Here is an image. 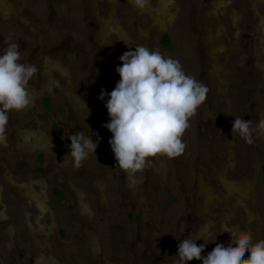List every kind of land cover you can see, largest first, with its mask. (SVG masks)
<instances>
[{
  "label": "flooded vegetation",
  "instance_id": "1",
  "mask_svg": "<svg viewBox=\"0 0 264 264\" xmlns=\"http://www.w3.org/2000/svg\"><path fill=\"white\" fill-rule=\"evenodd\" d=\"M19 2L21 9L20 11L19 10L17 11L16 7L13 6L12 4V0H0V41L3 40L5 42V43L3 42V47L1 48L0 54H2L3 49L7 47L9 33H13L12 40L10 42H16L19 44V49L21 51V54L23 52H27L26 50L27 43L25 41L20 42V38H22L23 35L29 36V38H33L35 40V43H37L36 48H38V39H40V36L38 37V32L41 31L42 33L40 32V34L41 35L44 34V31H42V27H41V21L39 20L37 13L39 12L40 9L41 0H19ZM208 2L209 5L206 9H204L203 16H206V18L207 16L211 17L215 21L213 25L205 26L204 28L205 31L204 34H202V36L198 33L199 46L196 45L195 49L197 50L198 48L197 51H199L200 53V56H198L199 57L198 61L200 64V65L198 64L199 66L198 77L202 83H203L202 78L206 80L208 94H210L209 99L212 100L213 99L212 96H217L221 89V82H223L222 79L223 62L227 61L230 52L237 47L238 36L240 33L239 21L242 18V15L234 8L230 11L229 20L232 29H234L232 31V36L226 38L225 39L226 41L224 42L222 41L218 42L216 39V35L220 30H224V24L216 15L218 11H220L221 14H223L222 10L224 8V5L226 4V0H208ZM248 2L250 7L249 10L252 12V15L255 18V22L253 24L255 33L250 39L252 70L254 73L261 75L262 77L264 76V9L262 13H259L258 5H262V7L264 8V0H248ZM104 3H106L104 4L106 8L104 12L102 11V15H101L97 12L99 5L98 0L80 1V5L83 8V21L84 20L85 22L86 20L90 21L88 27H89V34H91L90 36H92V40H94L93 43L94 44L97 43L96 45H99L98 40L104 38L108 40V38H110L111 35L114 36L112 43L107 42L108 44H105L106 45L105 47H107L106 50H108V52H105L104 54L101 55L98 54L97 55L98 57L96 56L97 58L93 60L95 61L94 64L98 65V63L99 64L103 63L105 66H108V68H110V70L108 71H110L112 75L115 77L117 75L115 69L118 66H120L119 54H118L119 51H121L122 49H126V52L134 51L136 45H143L148 48L151 30L155 31L156 33L161 32L162 39L167 40L169 35L165 33L166 28L172 29V26L168 27V25H170V19H171V10L169 8L170 6L174 5V1L156 0V4L154 5V1L150 2V0H147L146 6L143 9L134 7L131 0H104ZM47 5L49 6H46V8L48 7L49 8L48 11H46L44 18L46 25L51 26L50 24L57 21L58 17L61 16L63 10H65V7L60 2L55 0H50L49 3L47 2ZM124 5L128 7V10L130 12L128 17L133 16L132 18L133 20H131V23L129 24L127 22L130 25V28L132 27L134 29L133 34H129L130 33V31L128 30L129 28L127 30H124L123 24L121 22V21L126 22L125 19H122ZM35 8H36V13H34L33 11ZM87 11L90 13H87ZM20 14L29 15L30 17L36 19L35 27L38 28L37 32L34 31L32 32V30L30 28H27L25 24L18 21V17H19L18 15ZM116 14H117V18H116ZM144 15L147 17V22L145 23V26H142L140 24L141 23L140 17ZM113 17H115L116 21L113 20ZM119 19L122 20L118 21ZM94 23L96 26L93 28L92 26ZM18 31H23L22 32L23 34H21ZM125 43H129L131 45L124 46ZM44 45L46 46V44ZM244 48H246V46H244ZM36 51L33 53L35 59L34 58L32 59L31 56L28 57V63L31 62L30 64H33L34 61L38 63L41 62L39 65H37L38 72L36 74V78L39 76V81L36 85L37 87L33 88L32 90L30 89L29 86L31 96L36 95V93L39 92L38 88L41 90V92L43 91V93L44 91H48L50 89V83H51L50 81L52 76L51 69L54 70L57 69V66L54 65L55 62L51 61L49 58L46 59L38 58V56L36 55ZM242 52L244 51H241V53ZM206 60L208 64L204 65V62ZM21 62H23V60ZM238 66L241 65L237 64V67ZM200 67L202 68L201 70ZM187 70L189 71L188 68ZM66 72H68L67 69L64 70L65 74ZM245 75H246L245 79L249 81L250 79H252V78L249 79L250 74L246 73ZM213 83L215 84L216 89L212 87ZM88 87H89L87 89L88 97L91 98L94 103V108H95L94 114H96V116H88V115L83 116L79 112L80 110H78L79 118H75L71 114L70 110H68L70 109L68 106L65 107L66 109L64 110L65 112H62L61 111L62 109L55 104V101H57L56 94L47 97H42V106L44 107V109H47L53 115H55V113L58 111L57 117L61 114V116L58 118H56L55 116L52 117L51 132L53 135H56L57 137L56 141H54L56 143L52 142L51 140L49 141L48 139L49 134L47 135L46 126L44 127L45 130L38 132V134H36L37 127L35 129H28V127L26 128L25 126L24 128L26 129H23L21 127V122L24 121L23 120L24 111L9 113L7 140L5 143H0V153H3L5 158V159L3 158V160L2 159L0 160V179L1 180L3 179L4 181L3 183H5V187L6 189H8L9 194L15 197L19 205L21 201L26 203H31L34 205V208L37 210L34 227H30V225L27 224L26 221H23V225L26 227L27 233L29 232L27 236L31 238V245H30L31 250L34 247H37L36 250L40 252L42 250H45L43 253L38 252L40 257L37 256L35 263L51 264L53 261L56 264H126L124 263V258L122 256H119V259L118 257L115 258L114 256V254L118 256L123 251L125 252L124 254L125 258L127 256L128 259L129 253L132 252L134 258L142 260L143 264H167L161 262V260L157 256L162 251L161 249L162 247H164V243L161 241L160 243L156 242L155 244V242L151 241V239L150 241L148 239L142 240L143 233L139 232L140 227L138 220H136V222H138L136 229L138 232L131 233V236L134 234L133 240L132 238H130L129 235L127 236V234L129 233H105L108 235L107 238L108 241L106 245L102 244L103 242L102 233L97 234L96 232H93L92 230L93 228L90 227L89 225L94 220L93 209L92 206L90 205L91 202L96 206L97 210L99 211V215L101 214L100 216H102V214L104 213L109 214L111 211L114 210L118 212L124 210L126 208L124 196L130 197L132 203L138 206H140V201H142V198L139 200H135L133 199V195H135V192L134 194H132L130 191H128V193L125 192L126 175L122 171H120L119 173L120 174V180L118 186L119 194L115 201V197L111 198L110 195L106 194V190H107V181L105 177L106 170L102 173L101 176L96 175L91 172V169L88 165H85L83 163L82 171L75 172L67 169L71 163L70 159L68 162L63 163L64 158L66 157V155L70 150V146H68L70 144V141L68 139L66 140L63 139L62 134L66 133L65 131L68 130V128L70 127V121L75 122V125L79 126L81 129H84L81 126L82 123H87V124L94 123L92 125L94 126V129L92 127L88 130L90 131L96 130L97 135H95L94 137H92L90 134L89 135L90 138L93 140V142L98 141V146L96 148L95 153L89 156L85 160L86 164H88L89 161H92L94 156L100 158L102 162H104L106 158L108 159L109 157H114L111 151V147L108 143V141L111 139V133L105 127H103V125H105L109 121L107 110L105 108V104L108 99L107 94L111 92L109 88V84L99 85L97 87V90H95L94 87H90V85ZM102 89L105 91L104 100L99 99ZM238 90L239 87L237 88L236 92H238ZM68 91L69 92L66 95L67 98H65L66 104H69L66 99L71 100L72 97L74 98L75 96V91L71 84L68 88ZM249 94H250V98L252 99V107L250 108L249 112L251 114V118L254 120V122L252 121L253 122L252 127L254 129L252 133V138L258 140L263 139L264 141V134H261L258 130H256V122L260 119V117L264 113V95H263L264 93L252 92ZM77 100H78V104H77L78 108H80V106L83 104H81L78 97ZM210 104L212 105V102H210ZM202 107L203 105L201 106V108ZM231 107H232V103L230 102L229 97H224L221 99V101L218 102V109H220V111L221 110L224 111V113L226 114L230 112ZM232 112L234 113L233 110L231 111V114H233ZM100 113H103L105 115V118L100 119L98 117ZM236 114L242 118L239 111H237ZM12 117H14L13 120L11 119ZM40 121L43 122L42 119H40ZM45 121L47 120L45 119ZM98 124H101L100 129L96 127V125ZM212 127L213 126H211L210 128L206 127L207 129H210L209 131L211 133V139H212L211 140L212 144L208 145L210 146L208 147L209 150L205 149L202 142H200V137H199V145H198L199 155L197 156V159L201 161L202 165L208 168L211 176L215 174L217 175L218 179H221L225 175L226 164L227 165L232 164L231 161L232 155L230 154V149H229L230 146H228V144L230 143L229 140L231 139L230 135L232 137V125L231 124L224 125L219 135H217L218 127H215L216 129H213ZM68 131L70 133V130ZM201 135L204 136L203 134ZM20 142L21 144L19 145L21 146H19L20 148L17 149L16 147ZM183 142L185 144V150L182 154V157H178L176 162L177 169L179 171L178 175L182 184V189L184 190L191 189L193 191V195L195 194V197L201 196L200 199L195 200V203L191 205L190 208L193 214V219L196 229L194 232L190 230L186 236V238L192 237L195 239L196 236H202L205 235V233H207L206 223L208 216L207 215L208 205L212 202V199L214 198V194H212V190L210 189L209 185L205 184L202 181L201 171L198 169L199 175L201 176H196L193 170H191L186 163L187 156L188 154H190V145L186 133L183 136ZM222 149L226 150L227 157L223 161L222 160L218 161L221 167H219L218 165L215 166L216 164L214 161V158L216 156L215 153L220 152ZM48 151L51 154H49ZM15 156H18L21 159L19 160L17 159L18 161H16L14 160ZM49 156L53 158L51 163L47 164L45 167L39 168L38 163L42 162L45 157H49ZM26 157L32 159L31 163H33L34 166L32 169L31 168L28 169V167L26 166V164H28L27 162H22L26 160ZM256 162H257V158L253 157L250 164H252V166L255 167ZM261 169L264 170V165L262 166ZM211 170L213 171L211 172ZM51 171L54 172L55 174L52 183L53 184L52 191L49 194L48 186H47L48 184L46 183L47 180L46 174L50 173ZM60 172H62L65 175H62V173ZM143 173L145 179V181L143 180L145 182L144 197L145 198L152 197L151 194L148 193V185L150 180L151 181L155 180L156 178L154 177L157 176L158 182H164V180L167 177L168 171L165 163V158L163 157L149 158L148 166L145 168ZM141 176H142L141 173L137 174L136 185H138ZM97 178H100L102 182H100ZM216 179L217 178H214V180ZM61 180L62 182H60ZM88 180L89 183H87ZM58 182L59 184H57ZM97 183L99 184L97 185ZM223 183L225 184L223 185V187L225 188L223 195L231 200V207L229 208V212H232L234 208L238 206L244 209V213L246 214L247 219L252 216H255V213L251 212L250 209L248 208L250 201H253V186H254L253 180L248 179L247 176H244L236 184H228L225 182ZM75 184H77L79 188L74 189V187L76 186ZM80 186H84L83 189ZM120 186H121V192H120ZM2 189L4 188H2V183H1L0 185L1 192ZM64 189H66L65 192H67L68 189V194H70V190H71L72 195L70 194L71 195L70 197H73L72 200L73 204H71L70 207L67 206L68 212L66 215L69 218V221L74 220V215L72 212L76 210L79 219L78 220L79 224H81L82 226L87 225L90 228L84 230L85 232L81 233L80 237H76L75 234L72 233L67 235L68 232L59 230L58 233H60V235H62V233H65V236L63 235V237L68 236L73 241H71L70 244H68L67 242L59 244L58 248H56L57 251L54 253L53 249L55 248L50 245L49 243L50 239H48L50 233H53V231L55 230L54 226H56L54 220V217H56V215L52 208L51 202H52V198L55 199L56 197L60 199V204H61L65 195ZM97 190H99L101 194V198L104 203V206L102 207L99 204ZM105 194L108 196H106ZM77 197L82 198L84 204H82L81 201L77 199ZM111 200H114V206L112 207L110 205ZM79 204L84 206L85 211L82 209V211L84 212L80 211L81 208L79 207ZM149 208H150L149 206H146L145 213L146 210L151 211L153 214L157 213L156 206H153L150 209ZM103 209L104 211H100ZM143 212L144 210H142V214ZM194 212L204 213L206 217V222H202L199 219L195 218ZM23 213H24V217L26 218L27 217L26 212ZM85 214H87L88 216H85ZM100 216L98 217L97 224L104 223V225H106L105 223L108 222L107 219L109 220V222L110 221L112 222V220L114 221V219L108 218L110 217V215H107L106 219L103 220ZM111 222L108 223L109 224L108 226H111L112 224ZM103 229L105 230L109 228H107L106 225V228H104L103 226ZM130 230L132 231V227L130 228ZM149 232L151 236L154 235V233H152L153 230H150ZM250 233L252 235L254 233L253 230ZM147 234L148 233H146V235ZM149 234L147 235V237H150ZM110 236L112 240L109 238ZM161 240H163L162 237ZM195 242L198 245L204 244L203 239H196ZM231 242H232L231 233L223 232V231L219 233L217 243H222L225 246H228ZM101 248L103 249L104 252L106 250H109L108 253L110 254L108 256L109 257L111 256L112 258L111 261H109L105 257V254H103ZM135 248L142 249V251L139 252L135 251ZM156 250H159L160 252L155 253ZM57 255H61L60 259H58ZM99 257L102 259V263L98 261ZM59 260L62 261L59 262ZM170 264H172V262Z\"/></svg>",
  "mask_w": 264,
  "mask_h": 264
},
{
  "label": "rangeland",
  "instance_id": "2",
  "mask_svg": "<svg viewBox=\"0 0 264 264\" xmlns=\"http://www.w3.org/2000/svg\"><path fill=\"white\" fill-rule=\"evenodd\" d=\"M60 2L64 7L65 10H63V13L61 16L58 17V20L51 23V26L46 25L45 23V14L46 11H48V8H46L47 2L49 3L50 0H41L40 3V9L38 13V18L41 21V27L42 31H44V34H40L38 32V37L40 36V39H38V48H36L35 40L33 38H29V36L23 35L22 38H20L21 41H25L27 43V52H23L21 54V61L22 63H28V57L31 56L32 59H35V56L33 53L36 51V55L40 59H46L49 58L51 61L55 62L54 65L57 66V69H51V83H50V89L48 91H43L38 88L39 92L36 93V95H32V101L29 107L24 110V117L21 122V127L23 129H35L36 127V134L38 132H41L45 130V126L47 127V135L49 134V141L52 142L56 141L57 137L56 135H53L51 132V123H52V117L55 116L56 118L60 117L61 114L57 117L58 111L55 113V115L51 114L50 111L47 109H44L42 106V97H47L53 94H56V100L55 104L60 107L62 112H65L64 110L66 106H68L70 109L71 114L75 118H79V112L83 116H96L94 114L95 108L94 103L91 98L88 97L87 89L90 87H94L95 90H97V87L99 85H105L109 84L110 91L114 90V87L116 83H118L120 77L117 74L115 77L112 75V73L108 70V66H105L103 63L94 64L95 61L93 59H96L98 54H104L105 52H108L107 47H105V44H108L107 42L112 43L114 36L111 35L108 40L100 39L98 40L99 45L94 44V40H92L91 34H89V27L90 24L89 20L83 21V8L80 5L81 0H55ZM154 1V5L156 4V0H150V2ZM174 5L170 6L171 10V19H170V25L172 26V29H167L165 33L169 35L167 40L162 39V33L155 31H150V39H149V49L150 50H159L161 54H163L165 57H171L173 59L179 60L181 65L183 66L184 71L194 76L198 81L201 82L199 79V61L198 56H200V53L197 48L195 49L196 45L199 46V35L202 36L205 31V26H211L214 23V19L211 17L206 18V16H203L204 9H206L209 5L208 0H173ZM13 6L16 7V10L20 11L21 6L19 5V0H12ZM98 9L97 12L102 15V11H105V5L104 0H98ZM152 4V3H151ZM236 9L241 15L242 18L239 21V28L240 33L238 36L237 41V47L234 48L227 59L226 62H223V72H222V79L223 82H221V89L217 96H212L213 99L210 100V94L207 93V99L205 103L203 104V107L198 110L199 114L195 117H193L190 121L191 126L186 130V136L188 137V142L190 145L191 152L187 156V165L188 167L193 170V172L196 174V176L199 175L198 169L202 173V181L211 186L212 190L214 192V200L212 204L208 205V216L207 220L210 223V229L209 233L207 235V241L209 243L205 244L204 241V252L201 253V256H206L208 253H210L213 248L217 244L219 231L221 228V224L224 223V225L228 227H232L234 225H239V229L247 228L248 230H253V243L257 242L258 240L264 239V170H262V166L264 165V141L263 139H253L252 143H247L243 138H241L237 133H232V137L230 135V144H228L230 149V154L232 155V164L227 165L226 164V171L223 178L218 179L217 175H210V172L208 168L204 165H202L201 161L197 159V156L199 155V137L200 142L204 145L206 150H209L208 145H211V133L210 128L213 126V129H216L215 127H218L217 129V135L220 134V131L224 125L231 124L234 120L235 116L237 115V111H239L240 115L245 120H251L254 122V120L251 118V114L249 112L250 108L252 107V99L250 98V94L252 92H262L264 93V76L261 77V75H258L253 72L252 70V62H251V45H250V39L254 35V28L253 24L255 22V18L252 15V12L249 10V2L248 0H226V4L224 5V8L222 10V13L220 11L217 12V17L222 21L224 24V30H220L218 34L216 35V39L218 42L226 41L225 39L232 36V27L229 20V13L232 9ZM262 5H258V12H263ZM34 13H36V8L33 10ZM41 11V12H40ZM87 13H90L87 11ZM129 10L128 7L124 5L123 7V13H122V19H125V21H121L120 19L118 21H121L123 24L124 30L130 31L129 34L134 33V29L130 28L131 20H133L132 17L129 16ZM18 21L25 24L27 28H30L32 32H37L38 28L35 27V18L30 17L29 15L20 14L18 15ZM95 17V16H94ZM194 17V18H193ZM90 18V17H89ZM117 18V14H116ZM113 20L116 21L115 17H113ZM141 25L145 26V23L147 22V17L141 16L140 17ZM129 24H128V23ZM30 23V25H29ZM189 24V25H188ZM57 26V27H56ZM95 23L93 24V28L95 27ZM174 26V27H173ZM26 30V29H23ZM21 34H23V31H18ZM116 32V31H115ZM42 33V32H41ZM33 35V34H32ZM26 36V37H25ZM144 37V36H143ZM247 39V40H246ZM245 40V41H244ZM3 40L0 41V53L1 48L3 47ZM246 42V43H244ZM5 43V42H4ZM46 44V46L44 45ZM131 45L129 43H125L124 46ZM246 46V48H244ZM36 49V50H35ZM124 50V51H122ZM118 52L119 58L120 56L126 52V49H122ZM244 51L241 53V51ZM240 52V53H239ZM198 53V54H197ZM31 54V55H30ZM34 56V57H33ZM97 56V57H96ZM220 57V56H219ZM198 61V63H197ZM31 63V62H30ZM41 62L34 61L33 64L35 66L39 65ZM208 64L207 60L204 62V65ZM237 64L241 65L237 67ZM95 65V66H94ZM200 65V64H199ZM59 67V68H58ZM108 68V69H107ZM189 69V71L187 70ZM38 69V66H37ZM67 69L68 72L66 74L64 73V70ZM202 68L200 67V70ZM247 71V72H246ZM38 72V71H37ZM250 74V81L245 79V74ZM94 74V75H93ZM38 78V79H37ZM36 78V75L30 80L29 86L30 89L33 90V88H36L37 83L39 81V76ZM203 84H206V80L202 78ZM70 84L73 86L75 91L74 98L72 97L71 100H67L69 104L65 103V98L68 91V88ZM242 84V85H241ZM228 85V86H227ZM83 86V87H82ZM39 87V85H38ZM214 89H216L215 84L213 83L212 86ZM239 87L238 92L237 88ZM97 94V92H96ZM236 95V96H235ZM264 95V94H263ZM108 96V94H107ZM78 99L80 100L81 104L86 105L87 109L89 110V114H87V109L81 105L80 108H78ZM229 97L230 102L232 103V107L230 109V112L228 114L224 113V111H220L218 109V102L221 101L222 98ZM235 98V99H234ZM245 100V102H244ZM212 102V105L210 104ZM245 104V105H244ZM239 108V109H238ZM78 110H80L78 112ZM234 111L233 114H231V111ZM99 114V113H98ZM235 114V115H234ZM98 117L105 118V115L103 113H100ZM14 117L11 119L13 120ZM40 119L43 120V122L40 121ZM45 119L47 121H45ZM260 119H264V113L260 117ZM76 120V119H75ZM94 124V123H93ZM93 124H87L82 123L81 126L84 129H81L79 126L75 125V122L70 121V127L68 130H70V133L68 130H66L64 134H62L63 139H68L69 135L72 133L78 132V131H84V134H90L92 137H94L96 134V130H88L94 126ZM97 124V122H96ZM200 124V125H199ZM26 126V128H24ZM98 129L101 128V124L96 125ZM207 127V128H206ZM211 128V129H212ZM212 129V130H213ZM39 130V131H38ZM215 131V130H214ZM10 132V130H9ZM27 132V131H26ZM25 133V132H24ZM191 134V136L189 134ZM203 134L204 136H202ZM87 136V135H86ZM202 138V139H201ZM243 140V142H242ZM56 143V142H54ZM53 143V145H54ZM18 143L17 149L20 148ZM70 146V144L68 145ZM223 148V147H222ZM60 149V148H59ZM49 152V151H48ZM110 152V151H109ZM12 154V153H11ZM49 154H51L49 152ZM216 156L214 158L215 166H220V163L218 161H223L227 157V152L225 149H222L220 152L215 153ZM240 154L242 155L241 157ZM256 157L257 162L255 163V167L252 166L251 161L252 158ZM4 154L0 153V160H3ZM16 158V159H15ZM14 160L18 161V156H15ZM5 159V158H4ZM18 159V160H17ZM52 157H45L42 162L38 163V167L42 168L45 167L47 164L51 163ZM175 158L170 159V167H173ZM32 159L27 158L26 160L22 162H27L26 166L29 168H33V163H31ZM85 165H88L91 169V172L96 175H102V173L106 170V181H107V190L106 194L110 195L111 198L115 197V201L117 199V196L119 194L118 192V186H119V180H120V169L116 166V160L115 157H109L108 159L100 160V158H97L96 156L93 157L92 161H89L88 164L83 162ZM112 163V164H109ZM254 163V162H253ZM10 165V163H9ZM213 166V167H215ZM83 164L81 167L76 168L72 163H70L68 170L72 171H82ZM26 169V168H25ZM172 173H173V168ZM215 170V169H214ZM67 171V170H66ZM198 171V173H197ZM213 170H211L212 172ZM255 171V173H254ZM34 173V172H33ZM62 173V172H60ZM200 173V174H201ZM254 173V174H253ZM54 172H50L46 174V183L48 184V193L52 191L53 187V179H54ZM143 172L141 173V179L138 182V188L141 189L144 186V176ZM62 175H65L62 173ZM245 175H247L248 179L253 180V201H250V210L252 212H255L256 216L255 218L250 219L251 221L246 222L245 221V215L243 210L236 206L232 212H229V208L231 207V200L224 196L225 188L223 185L225 183L233 184L235 182H239ZM123 178V177H122ZM214 178H217L214 180ZM100 182V178H97ZM176 177L173 175V182L174 185L177 184L175 181ZM96 180V179H95ZM144 180V181H143ZM3 179H0V185L2 183V192L0 190V264H36L35 261L37 259V256H39V253H43L45 250H42L41 252L36 250L37 247L32 248L31 250V238L27 233L26 227L23 225V221H26L27 224L30 225V227L35 226V217L37 215V210L34 208V205L31 203H26L21 201L20 205L18 204V201L13 197L11 194H9L8 189L5 187V183H3ZM62 182V180L60 181ZM89 183V180L87 181ZM86 183V184H87ZM153 185L155 186V193H156V199L159 202L158 208L160 211L163 212V204H168L170 201H166L165 197L168 193V188L164 186L162 182H158L157 179L152 180ZM59 184V182L57 183ZM99 183H97L98 185ZM75 188H79L77 184H75ZM67 187V186H66ZM83 187L84 186H80ZM66 189H64V192ZM103 192V191H102ZM136 193V192H135ZM71 194V190H70ZM65 192L63 201L60 204V199L52 198V208L54 210V213L56 217H54L55 230L53 233H50L49 235V243L52 247H54V253L57 251L56 248H58L59 244H62L64 242H67L70 244L71 241H73L70 237L65 236V233H58L59 230H63L65 232H68L67 235L70 233L75 234L76 237H80L81 233L85 232L84 230H87L88 228L92 227L95 229V225L98 227L99 231H104L103 226L107 231L110 229L120 228V229H127V227H130L131 224L136 225L137 229V223L140 222L141 216H140V210L136 206H132L127 200H125L126 208L121 211H111L109 214L104 213L102 216L99 215V211L97 210L96 206L90 203L93 209L94 213V220L91 222L88 227L87 225H81L78 222V215L76 213V210H74L72 213L74 215V220L69 221V218L67 217V206L70 207L71 204H73V197H70L71 195ZM103 194V193H102ZM105 194V195H106ZM134 194V192L132 193ZM106 195V196H108ZM126 195V194H125ZM219 196V198H218ZM182 197L185 198L186 202L184 203L183 212L181 213H175V216H172L173 221L175 223L174 229H184V233L182 234H175L174 235V243L172 242L173 250L171 252L166 253L164 251L162 255V261L164 263L170 264L171 262L174 264V262L178 259L176 256L177 254V247L178 244L181 242V239L186 238L187 233L189 231L188 224L192 223L193 215L191 214V210L188 207L187 200L192 201L194 200V195L191 191H187L185 194L182 195ZM62 199V197H61ZM78 200L81 201L82 204L84 202L82 201V198H78ZM133 199H135L133 195ZM93 200V199H92ZM175 203L179 201L178 199H175ZM113 204V205H112ZM111 207L114 206V200L110 201ZM179 206V205H177ZM89 207V206H88ZM114 209V208H113ZM162 209V210H161ZM100 211H104L100 210ZM26 212V218L24 217V213ZM103 219H106L107 215H110L112 220L111 226H108L110 223L108 222L104 223H98V217L99 216ZM118 217H117V216ZM85 216H88L85 214ZM195 217H197L202 222L206 221V217L203 214H196ZM136 218H138V222H136ZM258 218V219H257ZM128 220V222H127ZM183 220V221H182ZM172 221V222H173ZM189 221V222H187ZM148 219L144 218L142 219V223L144 225H147ZM182 228L180 227L183 225ZM194 224V223H193ZM126 225V226H125ZM105 230V231H106ZM134 231V232H133ZM133 233H137V230H133ZM142 240H155V242L160 243L161 241L167 243L169 247H171V242L168 241V237L166 233H158V234H164V238L162 236H151L147 237L146 231H142ZM103 235V245L107 244L108 241V235L105 233H102ZM130 236V238H134V234L131 236V233L127 234V236ZM126 236V237H127ZM161 237L163 240H161ZM111 240V236L109 237ZM71 239V240H70ZM129 239V238H128ZM215 242H212L214 241ZM144 244V243H143ZM66 245V244H63ZM102 246V245H100ZM34 249V250H33ZM102 249V248H101ZM103 251V249H102ZM109 250L103 251V254H105V257L111 261V256L109 257L108 253ZM135 251H142V249L135 248ZM134 251V252H135ZM39 252V253H38ZM156 253V251H155ZM124 255V254H123ZM58 259H60L61 255H57ZM115 258L119 256H116L114 254ZM248 254H245V259H247ZM72 257V254H71ZM124 258V263L126 264H143V261L140 259L134 258L132 252L129 253L127 261L125 260V255L122 256ZM114 258V257H113ZM134 258V260H133ZM87 260V259H86ZM62 260H59L61 262ZM99 262L102 263V259L99 257ZM48 264V263H46ZM51 264H56L52 261ZM189 264H202V261H196L193 260L189 262Z\"/></svg>",
  "mask_w": 264,
  "mask_h": 264
},
{
  "label": "clouds",
  "instance_id": "3",
  "mask_svg": "<svg viewBox=\"0 0 264 264\" xmlns=\"http://www.w3.org/2000/svg\"><path fill=\"white\" fill-rule=\"evenodd\" d=\"M131 2L134 7L143 9L147 0ZM12 36L13 33L8 34L7 47L0 54V143L7 140L9 113L24 111L31 104L29 82L38 71L34 64L21 62L19 44L10 42ZM119 61L120 66L115 71L120 79L108 93L105 108L109 121L103 127L111 133L108 143L116 166L126 174L132 186L137 183V174L148 166L149 158L172 159L183 154V136L191 126V119L205 103L208 88L187 74L179 60L143 45L123 53ZM104 96L102 89L99 99L104 100ZM83 106L87 109L84 102ZM252 125L251 120L236 116L232 121V133L252 143ZM256 130L264 134V119L256 122ZM68 140L70 150L63 163L70 159L76 168L81 167L98 146V141L93 142L84 131L72 133ZM221 231L231 233L232 242L228 246L217 243L203 257L205 245H198L195 240L209 243L207 233L195 239H181L174 264H189L193 260L202 261V264H264V239L253 243L248 231H234L223 226ZM246 253L247 259L244 258Z\"/></svg>",
  "mask_w": 264,
  "mask_h": 264
},
{
  "label": "crops",
  "instance_id": "4",
  "mask_svg": "<svg viewBox=\"0 0 264 264\" xmlns=\"http://www.w3.org/2000/svg\"><path fill=\"white\" fill-rule=\"evenodd\" d=\"M189 134V133H188ZM190 136H191V134H189ZM188 138V137H187ZM190 152H191V149H190ZM242 155L240 154V156L239 157H241ZM179 157H182V155H180ZM177 158L178 157H176L175 158V160H174V165H173V167H170V159H168V158H165V163H166V166H167V171H168V173H167V177H166V179L164 180V182H162L163 184H164V186H165V188L167 187L168 188V193L166 194V197H165V200L166 201H170V203H168V204H163L164 205V207H163V212L162 211H160V209L158 208V204H159V202L157 201V199L155 198L156 197V193H155V186L153 185V183H152V181L150 180V182H149V185H148V193L149 194H151V196L152 197H148V198H145L144 197V186H143V188L141 189V191H140V189L138 188V185H136V193H135V195H134V197H135V200H139V199H141L142 198V201H140V206H138V205H136V204H133L132 203V200L130 199V197H128V196H124L125 197V200H128V202L129 203H131L132 205H134V206H136V207H138L139 208V210H140V218H141V220H140V222H139V227H140V229H139V232L141 233L143 230L144 231H146L147 233H150L149 231L150 230H153V232L152 233H154V235H153V238L155 237V236H164V234L162 235H159L158 233H166V235H167V237H168V241L169 242H171V247H169V245L167 244V243H165L164 241H163V243H164V247H162V251L160 252L159 250H156V253H159L160 252V254H158L157 256H158V258L161 260V262H163L162 260V255H163V253H164V251H166V253H169V252H171V250H173V247H172V242L174 243V235H175V233H178V234H182V233H184V229H174L175 227V223H174V221H173V218H172V216H175L174 214L175 213H181V211L183 212V206H184V203L186 202V200H185V198L184 197H182V195L183 194H185L187 191H191L192 193H193V191L191 190V189H187V190H184V189H182V184H181V181H180V178H179V175H178V173H179V171H178V169H177ZM187 159H186V163H187ZM188 164V163H187ZM171 168H173V173H172V169ZM173 175L176 177V179H175V181L177 182V184L176 185H174L173 184V182L171 181V180H173ZM245 176H247V175H245ZM153 178V177H152ZM154 178H156V179H158L157 178V176H155ZM237 182H235V183H233V184H236ZM229 184V183H228ZM232 184V183H231ZM210 187V189L212 190V187L211 186H209ZM119 191V190H118ZM120 192H121V186H120ZM153 193V194H152ZM122 194V193H121ZM212 194H214V192H213V190H212ZM201 198V196H197V197H195V194H194V200H193V202L192 201H189V200H187V204H188V207L189 208H191V205H193L194 203H195V200L196 199H200ZM175 199H178V201H179V204H178V202H176L175 203ZM106 200V199H105ZM213 200L214 199H212V202H213ZM212 202L210 203V204H212ZM250 204V203H249ZM109 205V204H108ZM177 205H179V206H177ZM146 206H149L150 208L151 207H153V206H156V211H157V213L156 214H153L151 211H149V210H146V213H145V209H146ZM141 207H142V210H144V212H143V214H142V210H141ZM149 208V209H150ZM242 210H243V212H244V209L242 208V207H240ZM248 208L250 209V205L248 206ZM162 210V209H161ZM191 210V209H190ZM209 210V209H208ZM251 211V210H250ZM252 212V211H251ZM203 214V213H200V212H194V217H195V215L196 214ZM255 213V212H254ZM191 214H192V212H191ZM209 214V212L207 213V215ZM193 215V214H192ZM244 215H245V221L246 222H249V221H251L250 219H252V218H255V216H256V214H255V216H252V217H250V218H246L247 216H246V214L244 213ZM144 218H147L148 219V224L147 225H144V223H142V219H144ZM195 218H197V217H195ZM198 219V218H197ZM258 219V218H257ZM137 220V219H136ZM173 221V222H172ZM183 221V220H182ZM192 223H190L189 221H187V222H189L190 224H188V227H189V231L191 230V231H195V223H194V219H192ZM201 221V220H200ZM206 222V221H205ZM194 223V224H193ZM207 233H209V229H210V223H209V221L207 220ZM223 227H225V228H229V229H233L234 231L236 230V231H239V230H245V231H249V232H251L252 230H248L247 228H244V229H239L238 228V226L239 225H234V226H232V227H228V226H226V225H224V223H222L221 224ZM184 226V224L183 225H181L180 227H182V228H185V227H183ZM95 227V229L93 228L92 230H93V232H96L97 234L98 233H133L134 231L133 230H136V225H135V223L134 224H131V227H132V231L130 230V228L131 227H127V229H125V230H123V229H120V228H112V229H110V230H104V231H99V229H98V227L95 225L94 226ZM189 231H188V233H189ZM220 231H221V228H220ZM220 231H219V233H220ZM164 238V237H163ZM152 241H154L155 242V240H152ZM155 244H156V242H155ZM155 244H154V246H155ZM155 249V248H154ZM120 251V250H119ZM123 254H125V252H121L118 256H124ZM127 254V253H126ZM129 256V255H128ZM164 256V255H163ZM125 260L127 261V256H126V258H125ZM173 264V263H172Z\"/></svg>",
  "mask_w": 264,
  "mask_h": 264
},
{
  "label": "bare ground",
  "instance_id": "5",
  "mask_svg": "<svg viewBox=\"0 0 264 264\" xmlns=\"http://www.w3.org/2000/svg\"><path fill=\"white\" fill-rule=\"evenodd\" d=\"M233 19V18H232ZM236 21V20H235ZM234 29H232V31H233ZM235 37V36H234ZM255 42V41H254ZM225 57H226V55H225ZM107 97V96H106ZM108 138V137H107ZM225 140H226V138H225ZM230 144V143H229ZM126 175V174H125ZM125 192H127L128 193V191H130L131 193H133V192H136V184L135 185H132V186H130L129 185V183H128V180H127V178H126V180H125ZM127 190V191H126ZM124 192V191H123ZM124 192V193H125ZM130 193V194H131ZM97 194H98V198H99V204L101 205V207L102 206H104V203H103V200H102V198H101V194H100V192H99V190H97ZM43 206H44V204H43ZM79 207L81 208L80 209V211L81 212H84L85 211V208H84V206H82L81 204H79ZM82 209L84 210V211H82Z\"/></svg>",
  "mask_w": 264,
  "mask_h": 264
}]
</instances>
